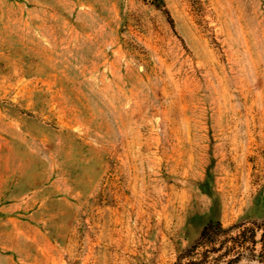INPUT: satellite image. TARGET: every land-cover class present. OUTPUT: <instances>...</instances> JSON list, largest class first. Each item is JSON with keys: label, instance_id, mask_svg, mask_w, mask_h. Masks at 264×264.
<instances>
[{"label": "rangeland", "instance_id": "rangeland-1", "mask_svg": "<svg viewBox=\"0 0 264 264\" xmlns=\"http://www.w3.org/2000/svg\"><path fill=\"white\" fill-rule=\"evenodd\" d=\"M0 264H264V0H0Z\"/></svg>", "mask_w": 264, "mask_h": 264}]
</instances>
